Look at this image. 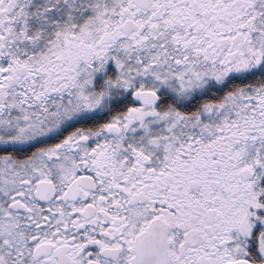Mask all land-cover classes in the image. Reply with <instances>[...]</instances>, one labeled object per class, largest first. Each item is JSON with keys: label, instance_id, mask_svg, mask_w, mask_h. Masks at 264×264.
Here are the masks:
<instances>
[{"label": "snow or ice", "instance_id": "obj_1", "mask_svg": "<svg viewBox=\"0 0 264 264\" xmlns=\"http://www.w3.org/2000/svg\"><path fill=\"white\" fill-rule=\"evenodd\" d=\"M0 264H264V0H0Z\"/></svg>", "mask_w": 264, "mask_h": 264}]
</instances>
